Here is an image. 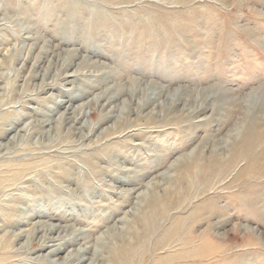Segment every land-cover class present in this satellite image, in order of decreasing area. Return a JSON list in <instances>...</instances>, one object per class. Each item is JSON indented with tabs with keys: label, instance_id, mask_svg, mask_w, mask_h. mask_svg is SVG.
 Wrapping results in <instances>:
<instances>
[{
	"label": "rangeland",
	"instance_id": "rangeland-1",
	"mask_svg": "<svg viewBox=\"0 0 264 264\" xmlns=\"http://www.w3.org/2000/svg\"><path fill=\"white\" fill-rule=\"evenodd\" d=\"M0 89V264H264V0H0Z\"/></svg>",
	"mask_w": 264,
	"mask_h": 264
},
{
	"label": "bare ground",
	"instance_id": "bare-ground-1",
	"mask_svg": "<svg viewBox=\"0 0 264 264\" xmlns=\"http://www.w3.org/2000/svg\"><path fill=\"white\" fill-rule=\"evenodd\" d=\"M102 74V73H101ZM105 75V74H104ZM1 90V89H0ZM88 93V92H87ZM100 95V94H99ZM85 97V96H84ZM110 98V97H109ZM110 100V99H109ZM113 100V99H112ZM111 101V100H110ZM111 117V116H109ZM75 122V120H74ZM44 123V122H43ZM77 123V121H76ZM14 127V126H13ZM47 127V126H46ZM6 131V130H5ZM35 131V130H34ZM90 131V130H89ZM88 132V131H87ZM5 137V136H4ZM248 146V145H247ZM249 149V146H248ZM248 152H250V150L248 151L247 149L243 150V153L247 154ZM69 169V168H68ZM3 226V225H1ZM35 230V229H34ZM44 230V229H43ZM48 235L46 237H44V241L39 244L37 247L33 248V249H27L28 253H37V252H46V257L47 259L50 258V262L54 263L55 261L52 259L53 257L59 255V253H61V251H63L66 246H72L73 243H75V241L78 240V236L79 233L76 234V236L74 235V237L70 238V239H59L56 237H53L52 234L55 233L56 229L53 227H48ZM17 232V231H16ZM40 232V231H39ZM57 234V233H56ZM83 234V233H82ZM26 235V234H25ZM22 237V235L18 234L17 232V236L16 238H20ZM208 238H206V242H208ZM204 241V240H201ZM210 241V240H209ZM28 242V241H27ZM25 243V242H24ZM202 246V247H201ZM210 246V242L209 245L207 244H200L197 249L201 250L203 248L207 249ZM26 247V246H25ZM27 248V247H26ZM88 253V251L86 249L83 250H77L76 252H71L69 254H67V256L65 258H63L61 260V262L59 264H71V263H75V264H83L84 261L86 260L85 255ZM193 257V256H192Z\"/></svg>",
	"mask_w": 264,
	"mask_h": 264
}]
</instances>
